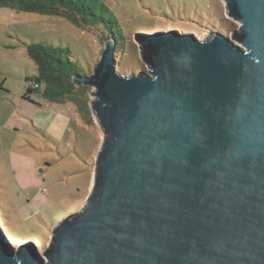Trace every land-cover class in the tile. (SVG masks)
I'll return each instance as SVG.
<instances>
[{
  "label": "water",
  "instance_id": "obj_1",
  "mask_svg": "<svg viewBox=\"0 0 264 264\" xmlns=\"http://www.w3.org/2000/svg\"><path fill=\"white\" fill-rule=\"evenodd\" d=\"M221 1L230 37L136 34L129 76L109 40L73 78L104 133L93 188L42 252L0 226V264H264V0Z\"/></svg>",
  "mask_w": 264,
  "mask_h": 264
},
{
  "label": "rangeland",
  "instance_id": "obj_2",
  "mask_svg": "<svg viewBox=\"0 0 264 264\" xmlns=\"http://www.w3.org/2000/svg\"><path fill=\"white\" fill-rule=\"evenodd\" d=\"M99 1L106 8L92 5L95 25L0 9V226L14 247L36 240L42 252L63 216L81 209L93 188L104 140L90 107L93 88L75 86L59 103L41 93L24 98L27 78L38 75L27 46L68 49L89 76L107 41L115 40L116 71L129 76L147 71L136 34L176 31L205 41L215 31L230 37L240 25L221 0Z\"/></svg>",
  "mask_w": 264,
  "mask_h": 264
},
{
  "label": "trees",
  "instance_id": "obj_3",
  "mask_svg": "<svg viewBox=\"0 0 264 264\" xmlns=\"http://www.w3.org/2000/svg\"><path fill=\"white\" fill-rule=\"evenodd\" d=\"M95 3L106 8L99 0H0V9L6 7L18 13L61 17L76 26L80 25L79 20L86 25H95L98 18L92 6ZM27 53L38 70L36 77L27 78L24 96L27 100H30L29 94L41 93L45 99L59 103L75 90L73 78L86 76L70 59L68 49L34 43L27 46ZM6 237L11 242L10 237Z\"/></svg>",
  "mask_w": 264,
  "mask_h": 264
},
{
  "label": "bare ground",
  "instance_id": "obj_4",
  "mask_svg": "<svg viewBox=\"0 0 264 264\" xmlns=\"http://www.w3.org/2000/svg\"><path fill=\"white\" fill-rule=\"evenodd\" d=\"M22 243H23L22 245L27 244L26 241H23ZM36 244H37V243L35 242L34 245H36Z\"/></svg>",
  "mask_w": 264,
  "mask_h": 264
},
{
  "label": "built area",
  "instance_id": "obj_5",
  "mask_svg": "<svg viewBox=\"0 0 264 264\" xmlns=\"http://www.w3.org/2000/svg\"><path fill=\"white\" fill-rule=\"evenodd\" d=\"M35 86V88L37 87V85H34Z\"/></svg>",
  "mask_w": 264,
  "mask_h": 264
}]
</instances>
